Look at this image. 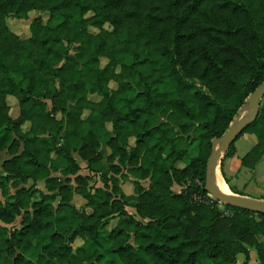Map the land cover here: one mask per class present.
Returning <instances> with one entry per match:
<instances>
[{
  "label": "trees",
  "instance_id": "16d2710c",
  "mask_svg": "<svg viewBox=\"0 0 264 264\" xmlns=\"http://www.w3.org/2000/svg\"><path fill=\"white\" fill-rule=\"evenodd\" d=\"M34 10L47 18L27 37L10 29L8 15ZM263 80L264 0H0V264H264V213L193 199L208 194L211 141ZM244 133L255 143L240 166L253 169L264 104Z\"/></svg>",
  "mask_w": 264,
  "mask_h": 264
},
{
  "label": "rangeland",
  "instance_id": "374dc122",
  "mask_svg": "<svg viewBox=\"0 0 264 264\" xmlns=\"http://www.w3.org/2000/svg\"><path fill=\"white\" fill-rule=\"evenodd\" d=\"M36 16H41L44 20L47 18V14L44 13V12H40V11H30L27 15V17L25 18H16L13 14H10L7 16V23L10 27V29L18 34L19 36L21 37H27L30 33L29 31V25H30V22L33 18H35ZM59 21V18H55L52 22V25H55L57 22ZM125 36L122 35L121 38H124ZM73 46L74 44H72L70 46V53H73ZM119 58H123L126 63H129L130 62V57L128 55H119L118 56ZM104 62V61H103ZM111 86H113V83H110ZM93 98H97L96 96H93ZM7 101H8V104L10 106V114L11 116L15 117L18 113V104H17V101L14 97L12 96H9L7 98ZM260 103L264 104V95L261 96L260 98ZM252 111V107L250 104L246 105V107L242 110V113L240 115V118H244L246 116H248ZM242 116V117H241ZM238 119V120H239ZM114 135V132L110 129V125H108V128L106 129H103L101 131V136H102V139L103 140H107L110 136ZM255 142V136L251 133H244L242 134L236 141H235V148H236V155L234 156V160L233 161H229L227 163V159H224L222 161V159L220 158L221 155H220V159L217 160V165H216V171L219 173L218 175L221 177L220 175V169H221V165L223 167V170H224V167L226 166L227 164V167H229L230 169H234L236 168L237 166V159L239 160L247 151L248 149L251 147V145ZM223 150L224 147H222ZM102 149L104 151H108L105 149L104 145L102 144ZM196 153L194 147L191 148L190 152H189V155L187 157V160L194 156ZM1 157L4 158V157H7L6 153L5 152H1ZM74 157L75 159L77 160L78 164L80 165V171L79 173L80 174H90L92 175L91 172H89L88 168H87V165H86V162L83 161L82 159H80V157L77 155V154H74ZM222 162V164H221ZM264 163V156L262 158V161ZM114 163L118 164L117 161H115ZM259 164V166H261L259 169H258V172L260 174L259 177H260V180H257L256 177L252 180L250 179V173L252 172V170H249L247 168H244L243 171L245 172V176L242 177V180L243 182L245 181V185L248 187L247 190H248V193H250V195L252 196H255V197H261V196H264V164ZM65 165V161L62 160V159H59V166L62 168L64 167ZM181 165V164H179ZM120 168V173L118 172V174L116 175L120 181H119V185L121 187V190L129 195V194H133V184H132V180H133V177L131 175H128V178H123L121 176V174H126V169L127 167L122 165L119 167ZM241 170V168H239ZM115 173L113 171H110L108 173V176L110 175H114ZM92 179L90 180L89 182V185L91 186V188H96V187H102V188H105L104 187V184L103 182L97 177V175H92ZM222 178V177H221ZM231 178H233V180H235V178L232 176ZM223 179V178H222ZM141 183L142 185L146 188L148 187V180H141ZM30 182H28L26 184V186H30ZM110 184V183H109ZM39 187H42V184H39ZM178 190H180V186L177 185V184H174L173 187H172V191L173 192H178ZM11 192H13V189H11ZM0 201H4V197L1 193V190H0ZM220 202V201H219ZM73 203L75 204V206L77 207H80L83 203H84V199L78 195H75L74 196V199H73ZM219 208L223 209L225 213L229 214L230 212L227 210V209H224L222 203L219 204ZM126 210L129 214H132V215H135L136 216V211L135 209L130 206V205H127L126 206ZM21 221V218L18 217L15 222L13 224H9L7 226L9 227H15V226H18L19 223ZM115 221L116 220H112L111 223H110V226H112L113 224H115ZM81 243V240L77 239L73 246H77ZM251 253L255 256V251L254 250H251ZM27 257L31 258V259H35V255L33 252H29L27 253ZM242 261V255H238L237 256V263L236 264H240ZM251 263H255V262H251Z\"/></svg>",
  "mask_w": 264,
  "mask_h": 264
},
{
  "label": "water",
  "instance_id": "95a60500",
  "mask_svg": "<svg viewBox=\"0 0 264 264\" xmlns=\"http://www.w3.org/2000/svg\"><path fill=\"white\" fill-rule=\"evenodd\" d=\"M264 95V80L254 89L247 100V105L252 107L251 113L244 117H239L236 121L219 137L211 141L210 155L207 160L205 173V190L216 200L250 211L264 213V200L252 197L241 196L231 191L222 192L215 189L212 185L213 177L216 176L217 154L219 149H222L221 159L227 147L233 143L237 137L242 133L246 125L252 122L258 115L260 98ZM246 107V106H245ZM242 113V112H241ZM239 119V120H238ZM225 150H223V148ZM219 148V149H218ZM219 158V159H220Z\"/></svg>",
  "mask_w": 264,
  "mask_h": 264
},
{
  "label": "crops",
  "instance_id": "0c3cea01",
  "mask_svg": "<svg viewBox=\"0 0 264 264\" xmlns=\"http://www.w3.org/2000/svg\"><path fill=\"white\" fill-rule=\"evenodd\" d=\"M255 143V142H254ZM253 143V144H254ZM252 144V145H253ZM251 145V146H252ZM249 150V149H248ZM235 155H236V152H235ZM234 155V156H235ZM234 156H232V157H230V158H227V163L229 162V161H233L234 160ZM264 156V155H263ZM263 156L261 157V159L257 162V164L255 165V167L253 168V169H250V168H247V169H249V170H252V172L249 174L250 175V179H254L255 177H256V179L257 180H260V177H259V175L258 174H260L259 172H258V169L261 167V166H259V164H262L263 162H261L262 161V158H263ZM237 161V166H236V168H234L233 170L232 169H230L229 167H227V164H226V166L224 167V170H223V167H222V170H223V172H224V174L226 175V177L230 180V184L231 185H233L234 187H235V189H236V191L237 192H239V195H241V196H246V197H252V198H257V197H255V196H252V195H250V193H248V190H247V186L245 185V181L243 182V180H242V177L243 176H245V172L243 171V169L244 168H246V167H241L240 166V159L238 160H236ZM264 164V163H263ZM239 168H241V170L239 169ZM220 175H221V177L223 178V176H222V173H221V170H220ZM234 177L235 178V180H233V178H231V177ZM223 181H224V183H225V185L227 186V188L229 189V191H231L230 190V188H229V186L227 185V183L225 182V180L223 179ZM173 187V186H172ZM180 189H181V187H180ZM180 190H178V192H179ZM178 192H175V193H178ZM232 192V191H231ZM258 199H259V197H258Z\"/></svg>",
  "mask_w": 264,
  "mask_h": 264
},
{
  "label": "bare ground",
  "instance_id": "6f19581e",
  "mask_svg": "<svg viewBox=\"0 0 264 264\" xmlns=\"http://www.w3.org/2000/svg\"><path fill=\"white\" fill-rule=\"evenodd\" d=\"M242 117V116H241ZM219 149V148H218ZM222 154V149H219L218 154H217V159H219L220 155ZM219 173L217 172L216 176L213 177L212 185L215 189L218 191L222 192H228L229 189L225 185L223 179L218 175Z\"/></svg>",
  "mask_w": 264,
  "mask_h": 264
},
{
  "label": "built area",
  "instance_id": "2783aa9c",
  "mask_svg": "<svg viewBox=\"0 0 264 264\" xmlns=\"http://www.w3.org/2000/svg\"><path fill=\"white\" fill-rule=\"evenodd\" d=\"M193 199L196 201H201V202H212V201L216 200L209 193L206 195H194Z\"/></svg>",
  "mask_w": 264,
  "mask_h": 264
}]
</instances>
